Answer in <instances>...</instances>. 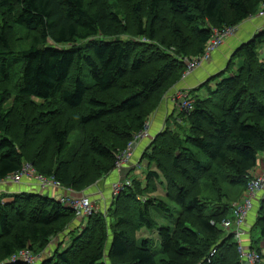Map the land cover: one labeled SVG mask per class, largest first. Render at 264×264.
<instances>
[{"label": "trees", "instance_id": "1", "mask_svg": "<svg viewBox=\"0 0 264 264\" xmlns=\"http://www.w3.org/2000/svg\"><path fill=\"white\" fill-rule=\"evenodd\" d=\"M263 3L0 0V180L30 162L27 153L39 137L43 147L29 164L64 187L82 189L114 170L116 154L145 126L149 105L186 71V58L204 52L214 28L242 23ZM263 44L264 31L242 43L226 68L232 71L241 59L232 75L221 79L219 73L190 91L194 108L181 113L187 129H166L146 149L143 158L164 173L167 201H139L145 188L134 177L113 201L110 219L89 216L71 229L68 247L37 264H106L105 249L110 264H244L233 234L219 224L234 213L235 198L223 185L244 191L264 152ZM78 129L90 136L79 135L75 144L71 136ZM169 202L179 206L176 218ZM152 206L174 221L158 227V251L150 238L139 243L134 237L157 225ZM257 215L259 246L251 248L260 264L264 199ZM76 218L56 198L1 194L0 264H29L9 259L22 250L40 254Z\"/></svg>", "mask_w": 264, "mask_h": 264}, {"label": "crops", "instance_id": "2", "mask_svg": "<svg viewBox=\"0 0 264 264\" xmlns=\"http://www.w3.org/2000/svg\"><path fill=\"white\" fill-rule=\"evenodd\" d=\"M262 31H264V19L262 17L255 15L244 20L237 26L234 35L227 37L223 41V43L212 52L211 58L208 61H204L193 72L187 74V76H183L181 80H179L168 92V95L173 92L175 93V91L179 89H188L189 91H191L192 89L200 87L206 81H209L213 76L219 73H222L220 77L221 79L226 76L232 75L233 71L236 70L241 64V62H239L237 65L234 64L235 68L233 67L232 71H226V68L230 63V58L235 53L236 49L242 43L250 40L257 33ZM217 82L218 80L212 81L210 83V86L215 87ZM170 97L167 98L168 101H163L160 108L157 110V113L153 116L150 122L149 135L142 138L136 143L132 151L131 158L124 165L123 171L119 172L117 169L112 170L111 172L106 174V177L102 179L99 184H94L89 188L88 192L79 194L88 195L95 203V200L103 199V190L105 188H107L108 190L112 189L115 182H118L125 177L134 178L139 175L140 169L142 168L141 159L144 155L145 150L151 144L153 137L165 128V124L167 121L172 122L174 116L179 112L173 102L174 96L172 97V99ZM173 125L174 121L172 123V126ZM260 158L261 161L256 170L257 172L262 173L264 170V152L260 154ZM19 191L35 192L56 199L71 194V192L66 188L59 187L54 184H43L32 174H26L22 176L19 182L11 180H0V195L18 193ZM263 196L264 188L254 196L253 209L250 211L243 225L244 229L248 230V236H245L243 240L246 245L245 247L247 248H250L251 244L254 243V238L251 236V231L254 229L253 225L257 219V217H255L257 211L255 212L254 208L259 204V201H261ZM103 200L109 199L105 198ZM246 230L244 235L247 233ZM57 242V239L51 241V246L53 245L52 249H54V247L56 248L58 244ZM260 245L262 248H264V241H261Z\"/></svg>", "mask_w": 264, "mask_h": 264}, {"label": "rangeland", "instance_id": "3", "mask_svg": "<svg viewBox=\"0 0 264 264\" xmlns=\"http://www.w3.org/2000/svg\"><path fill=\"white\" fill-rule=\"evenodd\" d=\"M260 9H261V7H260ZM126 35H128V34H126ZM259 51H260V53H261V55L263 57L264 56V44L259 47ZM239 62H242V61H241V59L237 58L235 60V64L237 65ZM199 66L200 65L194 67L190 71H188V70L185 71L183 73V75H181V77H178L177 79L173 78L171 83H170L171 86L168 88V90H165V92L163 91V96H161L160 98L157 97L149 105V107H148V109L146 111V113H148V118L145 121V124H146V122H148V129L150 128V122H151L153 116L157 113V110L160 108V106L163 103V101L164 102L168 101L167 98L170 97L171 95L174 96L173 102H174L175 106L177 107V109L179 111L178 114H176L174 116V118H173L174 125L172 126L173 121L172 122L167 121L166 124H165V128L161 132L157 133L153 137V140L160 133L164 132L166 129L167 130H173V128H178V129H180L181 132H184V130L187 129V125L188 124L184 121V117L182 118L181 113H183L185 116H187L188 114H186L185 112H180V109L178 108L177 103L180 102V97L182 96V91H188L189 94L192 97H193V95L190 93V91L188 89H179V90H176L175 93L173 92V93H171L169 95H168V92L172 89V87L179 80H181V78L183 76H187V74L193 72ZM201 94L205 95L206 93L204 91H202ZM173 96H171L170 98L172 99ZM193 99L195 100L194 97H193ZM9 102H12V100H10ZM79 135H81V136L86 138V137L90 136V132H83L81 129H78V130L74 131L72 133L71 139H73V142H75V144H78V142H79V139H80ZM153 140H152V142H153ZM128 144H127V146H128ZM42 145H43V140L40 137L32 142V145L30 147V151L27 153V160L30 161L29 163H31L33 159H36V157L38 155V150H39L38 148L39 147H43ZM134 147H135V145L133 146V149H134ZM133 149H132V151H133ZM143 157H144V155H143ZM143 157L141 159L142 168L140 169V173L137 176V179L139 178V179L143 180L142 183H141V186H142V188H145V191L143 192V194H138V198L137 199L139 201L143 202L144 200H147V199H154L156 197H160V198H163V199H165L167 201L166 195L168 194V189H167L166 178L164 176L163 171L158 169L157 164H156L155 161H151V160H148V159L143 158ZM45 160H46L47 164H51L54 161L53 150H51V149H49L48 151L45 150ZM260 161H261V158L259 157L257 165H259ZM150 172H156L158 174V176L156 178H152V179L149 180L147 177H148V174ZM254 175H256V174H254ZM105 177H106V174L103 175L102 177H100L97 180L94 179V182L88 183V185H86L82 189H79L80 187L78 186L77 190H79V191L76 190V192L77 193L88 192V190H89V188L91 186H93L94 184H96V185L99 184L100 181L102 179H104ZM83 183H84V181H83ZM103 191H104L103 199L108 198L109 200H103V199L95 200V207H96L97 213H102L105 218L110 219L111 209L114 208V206L113 207H111V206H112L113 201L116 199V195H114L112 189L108 190L107 188H105ZM223 191L226 192V193L231 194V196L235 198L234 199L235 200L234 203L242 200L244 197H246V194H247V189H245L244 191L242 190L239 193H237V190H232L228 185H223ZM22 192L24 193L26 191H19L18 193H22ZM109 192H110V194H109ZM5 199H7V197H5L2 200H5ZM263 199H264V196L262 197L261 201H259V204L256 205L255 208H254V211L255 212L257 211L255 217L258 216L257 215L258 214V209H259L260 204H261ZM169 203L171 204L172 214L176 218L178 216V214H179V210H180L179 206L177 204H175V203H172V202H169ZM253 204H254V202H253ZM151 212H152L153 217L157 220V225L153 229H148L146 226L140 228L138 231H135L134 237H135V240L137 242H139V243L142 242L145 239H149L150 238L149 240H150V243H151V247L153 248L154 251H158L160 246H161V241H160L159 235H158V227L160 225H163V224L164 225L173 226L174 225V221L171 220L170 216L165 214V211L163 209H160L157 206H152L151 207ZM76 217H77V215H76ZM126 218H127V220L129 219V214L127 215ZM86 219L87 218H84V217H77L73 221L71 227L68 230H66L65 232L61 233L59 236L51 237L52 241L55 240V239L58 240V242H57L58 244H57L56 248L54 247V249H52L53 245L51 246V242H50L48 244V246L45 248V250H43L40 254L39 253H37L36 255L32 254L33 264L41 263L43 260H46V259L52 257V255H54L57 250L61 251L64 248L68 247L70 245L69 242H70V235H71L70 231H71V229H73L74 227L80 226V225L82 226V223H84V221H86ZM79 222H80V225H79ZM128 222H129V220H128ZM243 229H244V227H243ZM244 230H246V229H244ZM246 231H247V233L245 235H243V237H242L243 240H244L245 236H248L247 235L248 234V230H246ZM251 236L254 238V240H256V241H254V245L255 246H259L258 245V236H259L258 230L253 229L251 231ZM244 245H245V243H244ZM103 261L106 264H110L109 257H108V249H105V257H104ZM260 264H264V257H263V259H262Z\"/></svg>", "mask_w": 264, "mask_h": 264}, {"label": "built area", "instance_id": "4", "mask_svg": "<svg viewBox=\"0 0 264 264\" xmlns=\"http://www.w3.org/2000/svg\"><path fill=\"white\" fill-rule=\"evenodd\" d=\"M259 17L264 19V3L261 5V9L257 14ZM239 25V24H238ZM226 26L224 28L218 29L214 28L213 33L209 41L206 43L204 52L193 56L191 58H186L188 61V66L186 71L192 70L194 67L201 65L204 61H208L211 58L212 52L218 48L223 41L232 35H234L237 26ZM195 100L189 94L188 91H182V96L180 97V102L177 103L180 112L189 113L194 108ZM149 135L148 122H146L145 126L135 133L132 140L129 142L128 146H126L123 150L116 154V163L115 169L119 172H122L124 169V165L130 160L132 155L133 146L141 140L142 138ZM26 174H32L36 178H38L43 184H54L56 186L62 187V185L55 180L53 177H45L39 175L34 168L29 164H25L22 169L8 175L6 179L3 180H11L15 182H19L21 177ZM256 174V175H254ZM132 185V178L125 177L118 182L113 184V193L114 195H118L122 192L127 186ZM264 188V170L262 173L255 172L251 173L250 180L247 184V194L242 200L233 203L234 207V215L233 218L224 219L219 225L227 231L228 234L232 233L234 236V240L238 244V251L244 261V264H259L261 260L260 254L253 248L245 247L243 243V235L245 230L243 229V225L250 213L253 209V198L254 196ZM68 189L71 194L66 196L59 197V200L75 210V213L78 217L88 218L89 216L95 214L96 207L95 203L91 200V198L86 194H76L75 191L71 188ZM215 224L214 221H212ZM215 253V250L211 252V255ZM18 259H23L30 264H33L32 254L29 250H22L18 253H15L10 261H16ZM210 262V259H208Z\"/></svg>", "mask_w": 264, "mask_h": 264}, {"label": "clouds", "instance_id": "5", "mask_svg": "<svg viewBox=\"0 0 264 264\" xmlns=\"http://www.w3.org/2000/svg\"><path fill=\"white\" fill-rule=\"evenodd\" d=\"M132 179H133V178H132ZM62 187H63V188H67V187H64V186H62ZM75 193L78 194V195H80V194L77 193L76 191H75ZM46 196H47V195H46ZM49 197H50V196H49ZM52 198H53V197H52ZM77 217H78V216H77ZM31 254H32V253H31ZM12 256H13V255H12ZM12 256H11V257H12ZM9 260H10V259H9ZM24 261H25V260H24Z\"/></svg>", "mask_w": 264, "mask_h": 264}, {"label": "bare ground", "instance_id": "6", "mask_svg": "<svg viewBox=\"0 0 264 264\" xmlns=\"http://www.w3.org/2000/svg\"><path fill=\"white\" fill-rule=\"evenodd\" d=\"M27 201V200H26ZM29 204V203H28ZM9 209V208H8ZM97 246V245H96ZM97 250V249H96ZM94 253V252H93ZM86 257V256H85ZM95 257V256H94ZM76 258V257H75ZM73 259V258H72ZM94 259V258H93Z\"/></svg>", "mask_w": 264, "mask_h": 264}]
</instances>
